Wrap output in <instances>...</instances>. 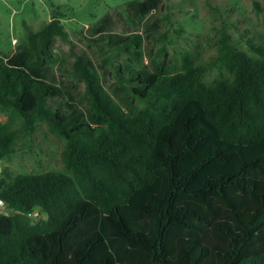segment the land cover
I'll use <instances>...</instances> for the list:
<instances>
[{"label":"trees","instance_id":"trees-1","mask_svg":"<svg viewBox=\"0 0 264 264\" xmlns=\"http://www.w3.org/2000/svg\"><path fill=\"white\" fill-rule=\"evenodd\" d=\"M163 10L125 0L87 27L128 54L115 79L80 48L82 84L60 69L58 17L0 53V160L38 123L63 140V170L2 168L0 264H264V43L223 31L228 76L206 83L213 61L155 55Z\"/></svg>","mask_w":264,"mask_h":264},{"label":"rangeland","instance_id":"rangeland-1","mask_svg":"<svg viewBox=\"0 0 264 264\" xmlns=\"http://www.w3.org/2000/svg\"><path fill=\"white\" fill-rule=\"evenodd\" d=\"M124 1L0 0V53H10L30 33L41 29L52 17H58L65 30L64 36H56L53 49L60 69L82 84L72 67L80 48L93 57H109V69L115 79L117 66L128 54L95 44L87 37L86 29L111 7L123 11ZM162 20L164 34L150 39L157 58L180 60L187 54L195 61H213L203 75L206 83L228 76L217 60L218 39L223 31L229 34L232 43L249 54H254L250 42L264 43V0H164ZM121 30V26L115 28L117 32ZM5 118L0 112V121ZM62 145L63 140L50 133L46 123H38L30 138L19 140L12 157L2 159L0 165L8 167L12 174L63 170ZM42 218L44 214L32 217L35 221Z\"/></svg>","mask_w":264,"mask_h":264},{"label":"built area","instance_id":"built-area-1","mask_svg":"<svg viewBox=\"0 0 264 264\" xmlns=\"http://www.w3.org/2000/svg\"><path fill=\"white\" fill-rule=\"evenodd\" d=\"M1 161V160H0ZM2 167L0 165V173H1ZM12 212V209L8 207L7 203L3 198L0 197V215H8ZM28 216L30 217H35L42 215L39 210H33L31 212L27 213Z\"/></svg>","mask_w":264,"mask_h":264}]
</instances>
